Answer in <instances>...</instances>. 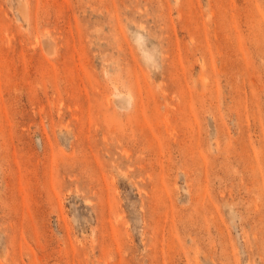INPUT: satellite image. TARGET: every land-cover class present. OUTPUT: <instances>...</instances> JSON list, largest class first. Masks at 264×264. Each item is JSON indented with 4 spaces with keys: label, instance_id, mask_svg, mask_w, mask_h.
I'll return each mask as SVG.
<instances>
[{
    "label": "rangeland",
    "instance_id": "1",
    "mask_svg": "<svg viewBox=\"0 0 264 264\" xmlns=\"http://www.w3.org/2000/svg\"><path fill=\"white\" fill-rule=\"evenodd\" d=\"M0 264H264V0H0Z\"/></svg>",
    "mask_w": 264,
    "mask_h": 264
},
{
    "label": "bare ground",
    "instance_id": "2",
    "mask_svg": "<svg viewBox=\"0 0 264 264\" xmlns=\"http://www.w3.org/2000/svg\"><path fill=\"white\" fill-rule=\"evenodd\" d=\"M50 40V39H49ZM52 43V42H51ZM45 46V45H44ZM45 49V48H44ZM52 53V52H51ZM154 200V199H153ZM157 201V200H156ZM159 201V200H158ZM157 203V202H156ZM156 203H155V205H156ZM158 205V204H157ZM116 218V217H115ZM118 220H120L119 218H117V222H118ZM118 224V223H117ZM113 234V233H112Z\"/></svg>",
    "mask_w": 264,
    "mask_h": 264
}]
</instances>
